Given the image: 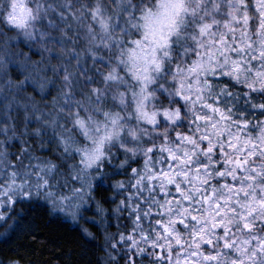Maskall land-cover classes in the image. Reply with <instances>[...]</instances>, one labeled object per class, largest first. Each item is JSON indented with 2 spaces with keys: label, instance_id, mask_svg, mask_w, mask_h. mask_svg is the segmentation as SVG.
Instances as JSON below:
<instances>
[{
  "label": "clouds",
  "instance_id": "1",
  "mask_svg": "<svg viewBox=\"0 0 264 264\" xmlns=\"http://www.w3.org/2000/svg\"><path fill=\"white\" fill-rule=\"evenodd\" d=\"M0 264H264V0H0Z\"/></svg>",
  "mask_w": 264,
  "mask_h": 264
}]
</instances>
